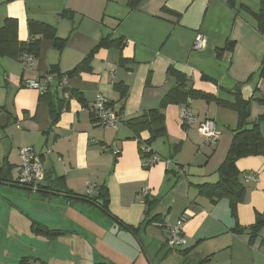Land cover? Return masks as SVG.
<instances>
[{
    "label": "crops",
    "instance_id": "crops-1",
    "mask_svg": "<svg viewBox=\"0 0 264 264\" xmlns=\"http://www.w3.org/2000/svg\"><path fill=\"white\" fill-rule=\"evenodd\" d=\"M261 1L145 0L131 10L129 0H0V29L7 19L17 22V42L0 52V117L7 118L0 127V174L19 181L21 147L33 148L43 165L35 188L0 182V264H19L23 258L29 259L26 264H100L104 259L147 264L138 243L151 264H264V228L253 243L248 231L235 232L264 214V155L237 162L246 193L235 215L229 199L213 203L197 188L219 180L238 127L237 102L249 105V122L259 123L264 139V35L245 9L257 13ZM32 21L55 28L66 41L64 49L51 39L32 38ZM197 35L206 40L200 51L193 50ZM104 39L122 40L123 46L101 47L90 71L77 72L58 89L60 77L51 71L67 76ZM34 40L40 42L38 55L33 65H25L20 49ZM219 49L225 50L220 57ZM48 74L55 78L49 96L25 87L27 80L44 81ZM180 86L192 93L199 122L215 121L217 144H208L198 125H183L181 104L162 105ZM99 95L117 110V128L94 123L90 108ZM154 109L164 116L165 133L147 145L150 132L137 133L127 123ZM146 146L163 161L145 168ZM248 175L257 181L247 182ZM57 179L81 197L93 198L106 187L110 213L140 228L133 235L138 243L93 203L54 192ZM88 187L94 192L89 194ZM144 189L156 202L148 221L158 220L151 224ZM181 217L187 218L186 246L169 252V228ZM35 224L64 234L36 235ZM111 224L119 230L117 237ZM163 248L168 253L161 257Z\"/></svg>",
    "mask_w": 264,
    "mask_h": 264
},
{
    "label": "trees",
    "instance_id": "trees-1",
    "mask_svg": "<svg viewBox=\"0 0 264 264\" xmlns=\"http://www.w3.org/2000/svg\"><path fill=\"white\" fill-rule=\"evenodd\" d=\"M145 0H129L128 7L131 10L137 9L141 6V4ZM230 6H233L232 2H229ZM245 9L252 13L253 17L257 23L258 31L264 35V0L261 1L260 9L257 13H253L249 8L245 7ZM164 11L168 13H173L167 9ZM16 29H17V22L13 19H7L5 25L2 29H0V52L6 51L9 48L10 44H14L17 42L16 39ZM29 32L32 38L36 36H41L47 39H51L54 43V46L59 49L63 50L66 41L62 40L57 37L56 29L42 23L38 22H29ZM39 40H34L28 43L27 46H23L20 49V56L22 57L24 54H28L32 57H36L38 55V48H39ZM113 44H116L118 47L123 46L122 40L111 41L108 39H104L97 49L88 57L86 58L81 65L76 68L73 72H70L67 76L71 77L72 75L76 74L77 72L89 70L90 71V61L93 57V54L100 49L101 47H109ZM231 44H228L225 48L230 49ZM224 49L218 50L219 57L224 53ZM52 74H57L58 77L62 78V75H59L58 72L53 69L51 71ZM203 79L206 81L215 82L211 78L207 76H203ZM51 91V90H50ZM50 91L47 92L44 96H49ZM192 93L184 89V87L180 86L178 88L173 89L163 100V106L169 104H186L189 99H193ZM112 104V103H111ZM113 105V104H112ZM114 106V105H113ZM234 109L237 111L239 116L238 127L235 131L232 144L228 151L227 157L221 166L218 169L219 180L217 183L214 184H202L197 185L199 190V195L207 197L211 200V202L216 203L218 200L223 198H227L230 201V206L232 209L233 214H236L237 207L244 201L246 187L241 181L242 173L239 171L237 167V162L241 158L250 157V156H260L264 155V139L262 137L259 123L249 122L250 118V107L248 104H244L243 102L239 101L235 105H233ZM53 115V123L57 121V115L55 112H52ZM135 132L139 133L141 131H149L151 134V138L147 142V145H150L152 141L156 138H159L164 135L165 133V126H164V116L160 113L159 109H154L149 111L148 113L144 114L140 118L133 119L127 123ZM0 182L4 183H11L15 185L23 186L19 183V181L15 182L12 180H8L7 178L1 176L0 174ZM59 189V190H56ZM54 192L61 193L66 195L68 198H73L78 201L84 202H91L95 206L99 207L101 211L108 216L112 221L116 222L122 229L127 230L132 235L136 236L139 232L140 228H135L129 225L124 224L115 216H113L108 208L109 204V192L106 187H101L98 190L97 196L93 198L88 197H81L72 194L67 189H65L62 179L56 180V186H54ZM46 194H49L46 192ZM144 203L146 207V214L147 224L154 223L158 220V216L150 219L148 221V217L150 212L156 205V202L151 200L149 196L144 198ZM264 228V214H258L256 222L248 227H241L238 226L235 228V232H245L248 231L250 233V243H253L254 240L257 239L259 232ZM33 231L36 235H40L46 237L48 239H55L59 236L63 235L64 232L50 230L47 227L35 224ZM170 249L169 252H171ZM28 258H23L19 264H26L28 262ZM206 262V261H205ZM204 261L198 262V264H205ZM99 264V263H97ZM100 264H112L107 259H104Z\"/></svg>",
    "mask_w": 264,
    "mask_h": 264
},
{
    "label": "built area",
    "instance_id": "built-area-1",
    "mask_svg": "<svg viewBox=\"0 0 264 264\" xmlns=\"http://www.w3.org/2000/svg\"><path fill=\"white\" fill-rule=\"evenodd\" d=\"M206 40L204 36L197 35L194 44L193 50L200 51L205 47ZM22 61L25 65H33L34 58L28 54H24ZM55 78L48 74L45 76L44 81L41 80H27L25 82V87L38 91L40 94L44 95L54 88ZM69 82L68 76H63L59 80L60 88L67 87ZM192 100L189 99L186 104L181 105L180 107V119L184 126L191 127L198 125L201 133L203 134L206 142L210 145H215L220 140V135L217 133L215 121L212 119H206L202 122H199L197 115L191 108ZM90 112L93 118V121L96 125L109 129L117 128L121 125L118 112L111 102L104 97L99 95L95 103L91 106ZM115 154H119V151H114ZM143 153L147 156L148 159L144 163L145 168H151L156 164H159L163 159L153 154L150 147L146 146L143 149ZM19 160H20V176L19 183L23 186L35 188L38 182L43 177V165L41 158L35 153L33 148L30 147H21L19 149ZM166 164H171V160H165ZM247 182H256L257 178L253 175H248L245 177ZM94 192L93 187H88V193L91 194ZM143 197L149 196V190H142ZM187 222L186 217H181L175 224L169 228L167 246L173 250H180L186 246V240L184 237V226Z\"/></svg>",
    "mask_w": 264,
    "mask_h": 264
},
{
    "label": "rangeland",
    "instance_id": "rangeland-1",
    "mask_svg": "<svg viewBox=\"0 0 264 264\" xmlns=\"http://www.w3.org/2000/svg\"><path fill=\"white\" fill-rule=\"evenodd\" d=\"M100 210V209H99ZM98 211H95V213H97ZM100 212H102V211H100ZM97 215H95V217H96ZM97 218V217H96ZM105 220V219H104ZM104 224H105V221H104ZM118 232H119V230H117V229H115V228H113V225L111 224L110 225V233H111V235H116V236H114V237H117V235H118ZM120 235H121V238L123 239V236H124V234L123 233H121L120 232ZM132 236V238H133V240L136 242V244H137V240H136V238L135 237H133V235H131ZM125 240V239H124ZM111 242H116V243H118L119 242V240L118 239H116V238H112L111 239ZM137 246H138V244H137ZM99 247V246H98ZM164 249V252H161V253H163V254H161V257H163L166 253H168V249L167 248H163ZM141 260H142V262L143 261H145L147 264H149V262L146 260V258H145V256H144V254H142V256H141ZM195 262H192V261H190L188 264H194ZM138 264V263H137ZM140 264V263H139ZM196 264V263H195Z\"/></svg>",
    "mask_w": 264,
    "mask_h": 264
},
{
    "label": "water",
    "instance_id": "water-1",
    "mask_svg": "<svg viewBox=\"0 0 264 264\" xmlns=\"http://www.w3.org/2000/svg\"><path fill=\"white\" fill-rule=\"evenodd\" d=\"M3 118H4V120H3ZM6 124H7V118H6V116L5 115L4 116H1L0 117V127H4ZM7 185H9V184H7ZM138 245H139L140 250L143 252L144 256L147 258L145 252L143 251V249L141 247V244L138 243ZM147 261L149 262L148 258H147ZM149 264H151V263L149 262Z\"/></svg>",
    "mask_w": 264,
    "mask_h": 264
}]
</instances>
